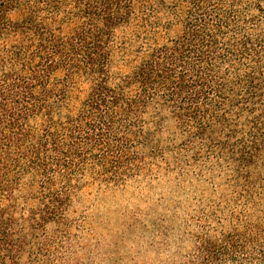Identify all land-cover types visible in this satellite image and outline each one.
<instances>
[{"label": "trees", "instance_id": "16d2710c", "mask_svg": "<svg viewBox=\"0 0 264 264\" xmlns=\"http://www.w3.org/2000/svg\"><path fill=\"white\" fill-rule=\"evenodd\" d=\"M190 166L244 216L215 259L264 261V0H0V264H58L87 182Z\"/></svg>", "mask_w": 264, "mask_h": 264}, {"label": "rangeland", "instance_id": "374dc122", "mask_svg": "<svg viewBox=\"0 0 264 264\" xmlns=\"http://www.w3.org/2000/svg\"><path fill=\"white\" fill-rule=\"evenodd\" d=\"M71 217L73 238L58 264H264L252 261L244 239L236 258L220 247L215 259V240L224 247L247 231L232 190L200 166L154 168L121 185L87 182Z\"/></svg>", "mask_w": 264, "mask_h": 264}]
</instances>
